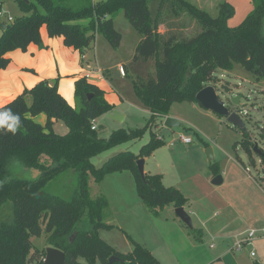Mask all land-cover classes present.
Wrapping results in <instances>:
<instances>
[{
	"label": "trees",
	"instance_id": "1",
	"mask_svg": "<svg viewBox=\"0 0 264 264\" xmlns=\"http://www.w3.org/2000/svg\"><path fill=\"white\" fill-rule=\"evenodd\" d=\"M14 1L22 14L0 24V70L10 62L9 52L25 51L29 44L41 42L42 27L48 37H59L64 46L82 54L91 49L97 33L117 48L121 34L114 28V17L123 12L140 36L132 62L151 60L154 72L136 75L132 81L139 103L151 112L144 128L114 130L107 138L99 137L98 125L95 130L91 126L112 104L98 84L83 76L74 81L78 108L59 93L57 79L39 80L0 106V114L7 111L19 118L15 132L0 127V264H43L46 246L63 251L64 264H82L80 258L100 264H160L132 239V250L121 253L99 237L97 230L110 226L104 223L109 201L101 193L91 196L89 188L91 178L99 182L109 173L129 171L152 218L157 219L167 206H188L178 188L163 185L160 174L145 173L142 180L137 171L136 161L161 144L157 134L152 132L138 153L119 151L98 166L91 159L138 139L157 118L154 114L167 116L172 103H197L196 94L217 81L216 70L231 71L239 64L255 83L264 79V0H251V11L235 27L226 23L233 14L226 0L217 3L214 16L190 0ZM150 1L156 3L154 11ZM190 24L198 26V31L184 32ZM159 25L165 27L162 34ZM123 69L124 76L129 75ZM39 114L45 115L43 124L33 119ZM57 120L63 121L66 133L54 131ZM242 136L233 147L240 145L255 165V143L245 132ZM257 148L264 165V152ZM32 169L40 172L36 178ZM62 175H74V188L66 195L48 191L47 185ZM254 179L264 189V167L263 175ZM84 216L90 224L86 230L78 228ZM42 234L45 246L40 250L30 239ZM111 256L120 260L109 263Z\"/></svg>",
	"mask_w": 264,
	"mask_h": 264
},
{
	"label": "rangeland",
	"instance_id": "2",
	"mask_svg": "<svg viewBox=\"0 0 264 264\" xmlns=\"http://www.w3.org/2000/svg\"><path fill=\"white\" fill-rule=\"evenodd\" d=\"M218 1L212 0L207 4L205 2V4H201V7L214 16L217 12ZM226 1L229 2L233 10V14L226 20L227 25L230 27L237 26L253 7L251 0ZM0 3L2 10L8 13L10 17L14 18L22 14L14 0H0ZM148 6L151 11H154L156 3L150 1ZM5 21L6 16H0V24ZM191 25H188V29L184 32L189 34L198 31V26ZM114 28L121 34V42L117 48H113L102 33H97L91 49L85 50L83 52L84 55L81 56L77 51L71 53L70 49H66V53L62 56L63 60L70 64L71 69L74 71L73 75L76 77L83 76L84 70L96 67H99L103 75H105V81L99 82V85L105 88L108 98L114 103L108 113L100 115L95 121L98 125L100 138H107L114 130L118 129H142L151 116L150 110L139 103L132 81L136 75L154 72L153 62L151 60L140 64L132 62L134 50L140 36L130 25L123 12L115 15ZM1 31L0 26V34ZM158 31L160 34L163 33L162 25L158 26ZM63 47L66 46L63 45ZM120 65L127 69L129 75L124 76L120 74L118 69ZM62 73V70L59 72L55 71L54 80L57 79L58 81V89L62 93V96L66 97L65 99L68 100V103L78 108L79 102L74 95V76H65ZM214 75L217 81L215 83L209 82L207 85L214 87L217 96L225 102L227 107L236 109L244 123V130L233 126L225 117L203 108L198 102H174L169 106L168 116L179 121L181 123L180 126L168 128L163 124L164 117L166 116H157L154 122L145 128L138 139L130 140L107 149L91 159L92 163L98 166L119 151L129 150L133 153H138L140 147L149 140L151 133L155 132L157 136L161 137V144L150 154L143 157L144 172L148 174H160L163 176L162 183L165 187L177 186L184 194L188 199L186 210L191 218L192 228L183 225V223L182 226L191 242L198 241V243L207 249L209 238L206 234H203L201 239H199L200 236L198 235V230L202 228L201 223L205 221L208 215L206 211L220 213L221 210L218 208L216 200L218 195H222L221 191L227 194H234L241 189V186L248 190H256V183H252L250 180L245 181V176H249L255 182L254 178L258 179L263 175L264 167L260 163V156L255 152H252L253 159L255 160V165H252L248 155L240 145L236 149L233 147L235 142L242 139V134L245 132V135L249 136L264 152V79L255 83L239 64H235L231 71L216 70ZM232 98H238V106L232 103ZM26 99L27 102H30L29 96ZM113 113L121 115L122 119L113 120L107 116ZM59 128L67 129L61 120L55 122V129L59 131ZM179 135L189 137L191 143L185 144L181 142ZM171 142H173L172 145H170ZM207 148L212 149V159H209L206 154ZM227 168L229 170L228 176L240 179V183L228 185L227 183H221L218 186H214L212 179L220 171L225 173ZM122 172V175H119V177L122 178L123 182H127L128 180L130 187L134 191L135 182L131 181L132 174L129 171ZM110 174L112 173L107 174L109 176L105 175L99 182H94L90 177L89 188L91 196L101 193L109 201V210L106 211L104 223L110 226L101 227L97 232L99 237L117 251L128 253L133 247L130 239L141 244L140 241L146 239L145 235L149 236L150 233L145 231L143 236H140L139 233L132 229V224L127 223V219L135 217V214H133V210L123 213L115 204L112 198L111 187L113 182L110 181ZM207 175L211 179L207 178ZM73 176L62 175L47 185L46 188L52 193L66 195L72 187L74 188L75 178ZM221 186L222 189L220 188L221 190H219ZM215 188H217L216 193L213 192ZM262 190L264 193L263 188ZM142 206L141 208L139 207L140 212L148 216L147 210ZM167 207L160 213V219L166 218V221L172 222V220L178 217ZM218 218L216 216L213 217L209 221L208 227H211V224H214ZM150 222L149 220H145L144 223L151 224ZM89 226V221L84 216L78 224V228L86 230L89 229ZM216 227L218 228V226ZM219 230L223 233H227L228 231L225 227ZM165 238L168 241L167 245L173 246L174 250L173 256H166L167 259L162 258L161 254H158L161 257V264L196 263L197 260L195 259L194 252L191 251L188 245L177 244L174 238L170 239L168 235ZM30 240L35 248L41 250L45 246L44 234L40 237H31ZM145 241L149 243L148 241L150 240L146 239ZM235 244L236 239L226 240L224 238V240H221L214 238L215 248L210 250V252L216 255L215 258L219 256L221 249L227 250L226 258L215 261V264H264L260 260V252H264V237H256L252 247L243 246L240 252L233 249ZM251 250L254 252L253 256L250 254ZM80 262L82 264H100L98 261L89 263L84 258H80Z\"/></svg>",
	"mask_w": 264,
	"mask_h": 264
},
{
	"label": "crops",
	"instance_id": "3",
	"mask_svg": "<svg viewBox=\"0 0 264 264\" xmlns=\"http://www.w3.org/2000/svg\"><path fill=\"white\" fill-rule=\"evenodd\" d=\"M190 1L201 7V4H205V2L206 4L210 3L212 0ZM162 27L164 32V25H162ZM66 49H70L71 53L77 51L73 48L63 47V43L60 38L48 37L45 27H42L41 42L39 44H29L25 51L16 49L9 52L7 54V56L10 58L8 66L5 69L0 70V106L4 103L9 102L18 94H20L25 88H30L39 80H48L50 83H52L55 78V71L59 72L62 70L63 75L74 76V71L71 69L70 64L64 61L62 58L63 54H65L67 51ZM77 52L80 53L79 51ZM80 54L81 56L84 55L82 53ZM93 69L95 68L84 70L83 76L86 71H91ZM104 76L105 75H103V77ZM79 77L82 76H74L73 80L75 81ZM104 81L105 77L102 81L90 82L99 85V82ZM100 87L105 91V98L107 99V101L113 104L114 102L108 98V94L105 88H103L102 86ZM59 93L62 95L60 91ZM33 119L36 122L43 124L45 121V115L39 114ZM53 129L59 134H64L67 132V129L64 128H59L58 130L60 132L57 131V129H55V123L53 125ZM228 171L229 170L227 168V171H225V173L223 171H220L215 176H221V183L223 184L227 183L228 185L240 183V179L229 177ZM122 173L123 172L121 171L120 173L114 172L110 174V181L113 182L111 187L113 196L112 198L114 199L115 204L120 208L121 212L125 213L126 211L133 210V214H135V217H129L127 219V223L132 224V229L135 232L139 233L140 236H143L145 231L150 233L149 236L145 235V238L147 240H150L148 241L149 243L145 241L146 239H142V241L140 242L159 260L160 264L161 257H159L158 254H161L160 256H162V258L164 257L165 259H167L166 256H173L174 247H170L167 245L168 241L165 238L167 237V235L170 239H172L173 237L174 241L177 242V244H186L189 246L191 251L194 252L195 259L197 260L194 264H215V261L226 258L227 250L221 249V253H219V256L217 258H215L216 255L210 252V250L215 248L214 238H218L221 240H224V238L226 240H234L237 238H242L250 229H255V231H258L262 227H264V193L260 185H258V182H256L255 179V182H253L249 178V176H245V181L250 180V182L256 183V190H248L241 186V189H239L238 192L234 194H227L221 191L222 195H218L217 200L213 198L214 200H216L217 206L221 211L218 214L216 212L212 213L209 210L206 211V213L208 212V215L205 221L201 223L202 228L198 230V235L200 236L199 239H201V236L203 234H206L209 238L207 249L206 247L198 243V241H192V244L191 240H189L190 238L187 236L186 231L182 226V222L178 218H175L174 220H172V222H168L166 221V218H164L165 220L160 219L159 216L157 219H154L149 215L148 212V216H146V214H144L143 212H140L142 204L137 195L136 187H134L133 191L128 180L127 182H123L122 178L119 177V175H122ZM207 178L211 179L209 175H207ZM131 181H134L133 176ZM219 184L213 185L218 186ZM220 188L222 189V186L219 187V190H221ZM213 192L216 193L217 188H215ZM167 208L174 212V207L168 206ZM184 209L186 210V206L184 207ZM215 216L219 218L214 224L218 226L219 229L225 227V229L228 230L227 233L221 232L214 224H211V227H208L209 221ZM145 220L151 221V224H145ZM253 244L254 241L251 244L244 246L252 247ZM240 251L241 250H239L238 252ZM260 260L264 263V252H260Z\"/></svg>",
	"mask_w": 264,
	"mask_h": 264
},
{
	"label": "water",
	"instance_id": "4",
	"mask_svg": "<svg viewBox=\"0 0 264 264\" xmlns=\"http://www.w3.org/2000/svg\"><path fill=\"white\" fill-rule=\"evenodd\" d=\"M196 101L205 109L211 110L217 115L223 116L227 119L228 122H230L233 126L238 127L241 130H244V123L242 122L240 115L236 110H233V108H229L225 105V102L222 101L216 94V91L213 86L207 85L203 87L195 96ZM232 103L235 104V106H238L239 101L238 98H232ZM109 118L113 120H121L122 116L113 113L107 115ZM164 126L168 128H173L176 126H180L181 123L177 121L176 119L166 116L163 120ZM253 151L260 156L261 151L257 148V145L255 144L253 147ZM206 154L209 159L213 158V153L211 148L206 149ZM136 167L137 171L141 177L142 180H144V159L139 158L136 161ZM32 177L36 178L38 174L40 173L37 169L31 170ZM213 184H219L221 183V176L217 175L212 180ZM174 214L178 219L183 223V225L192 228V222L191 218L189 216V213L184 209L183 206L175 207L174 208ZM120 260L116 256L109 257L108 261L109 263H113L115 261ZM64 253L60 249H57L55 247L46 246L45 247V256L43 258V264H64Z\"/></svg>",
	"mask_w": 264,
	"mask_h": 264
},
{
	"label": "built area",
	"instance_id": "5",
	"mask_svg": "<svg viewBox=\"0 0 264 264\" xmlns=\"http://www.w3.org/2000/svg\"><path fill=\"white\" fill-rule=\"evenodd\" d=\"M3 15L6 16V21L10 22L13 20V18L10 17L8 15V13H6L2 10L1 3H0V16H3ZM118 69H119L120 74L124 75L123 66L120 65L118 67ZM83 77H85L88 81H95V82L104 80L103 73L101 72V69L99 67H96L95 69H93L91 71H86L84 73ZM154 115L158 116L157 114H154ZM263 121H264V116H263ZM96 126H97V124H96L95 120H93L91 129L95 130ZM156 138L158 140H161L160 136H157ZM179 140L185 144L191 143V139L189 137H185L183 135H179ZM172 144H173V142L170 143V145H172ZM256 237H264V227H262L258 231H255L253 229L248 230L242 238L236 239V244L233 246V249L235 251L241 250L244 245L251 244L255 240ZM211 246H213V245H211ZM250 254H251V256H253L254 252L251 250Z\"/></svg>",
	"mask_w": 264,
	"mask_h": 264
},
{
	"label": "clouds",
	"instance_id": "6",
	"mask_svg": "<svg viewBox=\"0 0 264 264\" xmlns=\"http://www.w3.org/2000/svg\"><path fill=\"white\" fill-rule=\"evenodd\" d=\"M7 127L11 132H15L19 126V118L15 115H11L10 112H4L0 114V127Z\"/></svg>",
	"mask_w": 264,
	"mask_h": 264
}]
</instances>
